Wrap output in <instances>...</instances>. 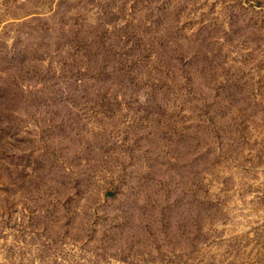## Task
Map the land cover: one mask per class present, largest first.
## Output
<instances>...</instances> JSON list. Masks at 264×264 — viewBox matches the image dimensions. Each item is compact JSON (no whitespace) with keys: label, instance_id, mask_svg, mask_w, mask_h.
I'll use <instances>...</instances> for the list:
<instances>
[{"label":"rangeland","instance_id":"374dc122","mask_svg":"<svg viewBox=\"0 0 264 264\" xmlns=\"http://www.w3.org/2000/svg\"><path fill=\"white\" fill-rule=\"evenodd\" d=\"M0 264H264V0H0Z\"/></svg>","mask_w":264,"mask_h":264}]
</instances>
